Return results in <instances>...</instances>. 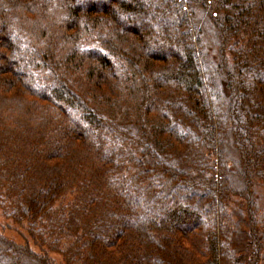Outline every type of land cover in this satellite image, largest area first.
I'll list each match as a JSON object with an SVG mask.
<instances>
[{
	"label": "trees",
	"instance_id": "16d2710c",
	"mask_svg": "<svg viewBox=\"0 0 264 264\" xmlns=\"http://www.w3.org/2000/svg\"><path fill=\"white\" fill-rule=\"evenodd\" d=\"M0 264H264V0H0Z\"/></svg>",
	"mask_w": 264,
	"mask_h": 264
},
{
	"label": "rangeland",
	"instance_id": "374dc122",
	"mask_svg": "<svg viewBox=\"0 0 264 264\" xmlns=\"http://www.w3.org/2000/svg\"><path fill=\"white\" fill-rule=\"evenodd\" d=\"M0 231H3L4 233L14 236L16 240H20V236L17 234V232L9 227L8 221L1 215L0 213ZM51 257L54 259L56 264H64L61 260V257L55 253H50Z\"/></svg>",
	"mask_w": 264,
	"mask_h": 264
}]
</instances>
